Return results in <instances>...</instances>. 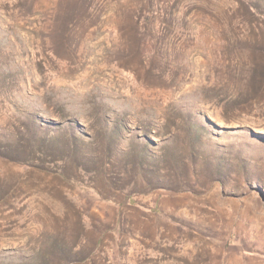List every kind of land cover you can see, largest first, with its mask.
<instances>
[{"label": "rangeland", "instance_id": "1", "mask_svg": "<svg viewBox=\"0 0 264 264\" xmlns=\"http://www.w3.org/2000/svg\"><path fill=\"white\" fill-rule=\"evenodd\" d=\"M0 264H264V0H0Z\"/></svg>", "mask_w": 264, "mask_h": 264}]
</instances>
